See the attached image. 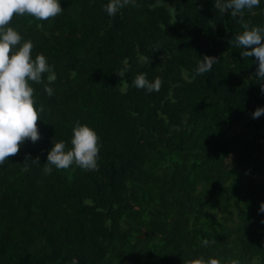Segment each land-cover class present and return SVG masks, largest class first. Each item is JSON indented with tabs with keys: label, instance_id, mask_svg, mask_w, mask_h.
<instances>
[{
	"label": "trees",
	"instance_id": "1",
	"mask_svg": "<svg viewBox=\"0 0 264 264\" xmlns=\"http://www.w3.org/2000/svg\"><path fill=\"white\" fill-rule=\"evenodd\" d=\"M108 2L59 0L56 17L6 25L56 80L52 96L30 82L40 139L0 166V264H264V79L233 43L241 19L264 27V0L242 18L213 0H136L109 17ZM204 56L217 60L197 75ZM140 73L160 90L134 87ZM77 122L99 137L98 170L46 175Z\"/></svg>",
	"mask_w": 264,
	"mask_h": 264
},
{
	"label": "clouds",
	"instance_id": "2",
	"mask_svg": "<svg viewBox=\"0 0 264 264\" xmlns=\"http://www.w3.org/2000/svg\"><path fill=\"white\" fill-rule=\"evenodd\" d=\"M214 7L221 14L230 12L232 17L243 16L245 11L255 15L252 11L260 6V0H213ZM131 5L137 7L136 0H109L104 6V11L109 17L115 16L121 9ZM59 0H0V166L8 162V158L16 156L25 142L36 143L40 139L37 121L38 112H43V105L39 110L34 106V89L30 82L44 85V92L53 95L50 84L56 80V74L43 54H37L33 60L31 40H23L22 36L13 28L6 27L14 14L23 16L27 14L39 21H46L62 13ZM243 31L234 37V45L242 49L241 58L255 57L257 69L255 77L264 79V27L250 26V23L240 21ZM42 25H37L41 27ZM215 27V26H214ZM23 41V42H22ZM19 46V47H16ZM148 64L149 57H143ZM215 57L204 56L197 64L196 74L202 75L210 71L216 62ZM124 71H127L125 69ZM47 74V83H44L43 74ZM123 75V72L119 73ZM133 85L137 89L146 90L147 93L158 92L163 85V80L156 77L153 81L146 78L145 73L135 76ZM264 93V87L261 88ZM264 114V107H258L252 113V118H259ZM99 137L87 125L79 122L72 128L70 150H66L63 141L53 143L47 153V162L43 172L51 174L53 167L57 170L68 169L75 164L86 171L98 170ZM25 159H28L26 156ZM39 164V157L32 160ZM264 212V203L260 205ZM208 240H203L207 246ZM71 264H78L73 259ZM184 264H221L214 258L203 257L194 260H185ZM231 264H239L232 260Z\"/></svg>",
	"mask_w": 264,
	"mask_h": 264
}]
</instances>
